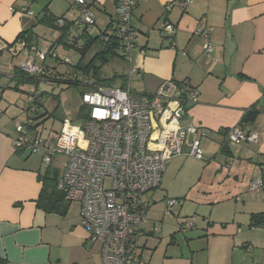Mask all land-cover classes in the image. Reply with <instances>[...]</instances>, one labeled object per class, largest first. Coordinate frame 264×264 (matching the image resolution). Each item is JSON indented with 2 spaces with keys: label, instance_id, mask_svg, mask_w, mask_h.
<instances>
[{
  "label": "crops",
  "instance_id": "crops-1",
  "mask_svg": "<svg viewBox=\"0 0 264 264\" xmlns=\"http://www.w3.org/2000/svg\"><path fill=\"white\" fill-rule=\"evenodd\" d=\"M178 1L183 0H147L132 11L131 25L139 33L132 65L138 69L135 78L141 87L139 91L130 88L137 95H149L162 82L172 80L198 90V103L188 110L183 122L203 133L200 149L205 164L212 161L217 172H232L234 182L228 188L234 190L235 202L248 205L249 228L264 229L250 226L251 215L264 213V184L251 189L257 180L264 183V0H191L185 9L174 5L166 13V7ZM95 10L104 18L96 19L94 12L95 24L90 30L96 28L102 35L115 17L116 0H97ZM77 15L75 0H0V58L5 52L11 56L5 72L0 71V264H102L100 247L80 226L77 204H70L64 216L46 214L36 206L41 174L28 164L24 152H15L12 145L17 127L28 118V93L16 70L32 56V49H37L35 31L44 25L39 21L44 16H63L71 23ZM164 22L174 26L173 40L162 30ZM73 25L68 42L79 46L82 28ZM200 29L210 32L214 48L210 55L203 52L202 39L195 34ZM27 31L34 38L29 43L32 47L17 41ZM58 45L56 40L52 42L43 53L45 59L35 63L44 65L47 58L58 59ZM234 127L254 135L256 141L228 142ZM191 139L189 136L182 155L166 166L160 188L168 172L182 169L192 158L188 156ZM137 254L141 258L139 250Z\"/></svg>",
  "mask_w": 264,
  "mask_h": 264
},
{
  "label": "built area",
  "instance_id": "built-area-1",
  "mask_svg": "<svg viewBox=\"0 0 264 264\" xmlns=\"http://www.w3.org/2000/svg\"><path fill=\"white\" fill-rule=\"evenodd\" d=\"M96 1L75 0L78 15L73 24L76 27L91 29L94 26ZM145 1L116 0L115 17L109 29L121 37L122 55L129 69L125 77L127 85L119 88L98 85L81 95V107L86 113L80 126L84 148L79 146V136L72 132L68 121L63 122L56 140L49 141L36 132L35 120L27 118L17 127L18 137L12 142L15 152L40 153L46 165L57 155L63 157L58 187L64 191L66 201L78 205L80 226L100 247L102 264H141L135 239L139 227L146 221L145 196L160 186L166 166L182 155L189 136L192 139L188 156L204 160L200 149L203 133L183 122L188 110L198 103L196 88L172 80L162 82L149 95H137L130 88L131 79L139 76L138 69L132 65L139 36L131 25L132 11ZM190 3L191 0L178 1L166 10L173 5L185 9ZM67 22L63 16L56 21L60 26ZM162 30L173 40L176 32L173 25L164 22ZM209 33L203 29L195 32L202 39L206 55L214 51ZM101 38L109 41L105 34ZM32 50V56L20 69L28 76L42 78L44 70L35 60L43 61L45 56L35 48ZM40 100L38 93L26 97L30 114L39 111ZM227 140L240 145L254 143L256 137L234 127ZM263 184V180H257L251 184V189L258 190ZM177 204L175 199H168L165 214H172L171 209ZM191 227V222H187L181 231L186 232Z\"/></svg>",
  "mask_w": 264,
  "mask_h": 264
},
{
  "label": "rangeland",
  "instance_id": "rangeland-1",
  "mask_svg": "<svg viewBox=\"0 0 264 264\" xmlns=\"http://www.w3.org/2000/svg\"><path fill=\"white\" fill-rule=\"evenodd\" d=\"M96 7L101 8L99 5ZM94 12L96 19L104 18L99 11ZM35 33L37 50L42 53L48 51L50 44L59 37V30L45 25H40ZM88 34L92 38L99 36L96 28L88 30ZM82 39H79V47L83 43ZM101 47L102 42L98 38L93 42L84 62ZM55 55L58 59L47 58L45 65L56 69V73L62 75L60 78L63 80L73 79L71 68L80 58L78 52L66 50L62 45H58ZM10 59L8 53L2 55L0 64L5 66H0L1 72H5L6 63ZM128 70L125 61L111 56L107 63L101 66L99 78L112 79L105 85L119 88L127 85L125 77ZM119 73L124 77H118ZM49 77L50 81L47 82L34 81L21 85L26 93L38 91L41 94L40 113L35 119L34 128L42 139L55 141L63 122L68 121L71 123L72 132L79 136V146L83 149L85 143L83 132L80 130L79 115L81 95L85 88L81 84L56 83L53 74ZM130 87L136 91L140 90L141 86L135 77L132 78ZM19 104L20 107L23 106L20 100ZM17 137L16 132L14 139ZM23 155L24 158L27 157L31 167L38 169L41 175L44 174L47 166L42 162L40 153L28 155L24 152ZM63 162L61 155L55 156L50 170L57 171L60 175ZM211 162L205 164L204 161L196 162L194 158L188 159L182 169L177 167V171L167 173L160 189L145 196L150 207L146 212V221L141 226L143 232L137 234L135 239L137 250L141 254V264H264V229L249 228L248 216L245 215L248 205L241 201L235 202L232 198L234 190L228 188L234 182L232 172H217L215 164ZM246 191L247 188L245 194ZM227 196L229 201L225 200ZM240 197L241 195L238 199ZM164 198L176 199L178 202L171 209L172 214H165ZM72 205L76 206L73 203ZM187 222H191L192 227L182 232L181 227Z\"/></svg>",
  "mask_w": 264,
  "mask_h": 264
},
{
  "label": "trees",
  "instance_id": "trees-1",
  "mask_svg": "<svg viewBox=\"0 0 264 264\" xmlns=\"http://www.w3.org/2000/svg\"><path fill=\"white\" fill-rule=\"evenodd\" d=\"M58 18V17H57ZM57 18H52L51 16H44L39 23L44 24L49 27H53L57 30H59V37L56 40L57 44L62 45L63 47H66L68 49H73L76 52H78L80 58L79 60L73 65L71 68V74L73 76V79H61L62 75H59L56 73V69L50 68L48 66L41 65L42 69L44 70L43 77H37V76H28L26 75L21 69L16 70L17 78L19 79V82L26 83V82H38V81H50L49 75L53 74V78L56 83H64L66 85H76L81 84L85 91L90 90L98 85H105L109 84L110 80H102L99 78L100 68L103 66V64L107 63L108 59L111 56L118 57L120 59L124 60V57L122 55V44L120 42V36H118L114 31H111L108 29L107 32L103 33L102 35H107L109 37L108 42H104L102 40V35L97 36L96 38H92L88 34L89 28H82L81 34L79 36V39L83 38L82 45L77 46L76 42L69 43L68 42V36H69V30L72 27L73 21L70 23L67 22L63 25H58L56 23ZM74 26V25H73ZM76 29L78 27L74 26ZM133 28V27H132ZM134 29V28H133ZM80 30V29H79ZM135 30V29H134ZM136 31V30H135ZM101 39L102 47L100 50L95 52V54L88 59L86 62H84V59L86 55L89 53V51L92 48V44L97 39ZM34 38H32L31 31H27L25 33H22L18 36L17 41L23 40V43L25 46H30V41L32 42ZM42 62V61H41ZM44 63V62H43ZM42 63V64H43ZM98 63V64H96ZM70 65V64H69ZM120 77H123V74L120 73ZM49 79V80H48ZM34 93H38L41 99V94L38 91L30 92L28 95H32ZM27 95V96H28ZM41 102V100H40ZM38 104V108H40L41 103ZM26 113L28 114V118H32L33 120L37 119L40 109L36 114H30L26 107ZM30 114V117H29ZM249 115V112L246 114V117ZM86 117L85 109L83 107H80V115L79 118L81 121ZM29 155V154H28ZM52 162V161H51ZM50 164L46 165L47 170L44 172L43 175L39 176V181L41 182V189L39 192V195L36 199V206L44 211L46 214H57L60 216H64L67 213L68 207L71 203L66 201L65 194L62 189L58 187L59 180L62 176V172L59 175L57 171L50 170ZM160 188V186L158 187ZM157 188V189H158ZM168 199H166L167 201ZM176 200V199H175ZM147 208L146 211H148L150 204L147 201ZM250 226L254 227H261L264 226V213L259 214H253L251 215L250 219Z\"/></svg>",
  "mask_w": 264,
  "mask_h": 264
},
{
  "label": "water",
  "instance_id": "water-1",
  "mask_svg": "<svg viewBox=\"0 0 264 264\" xmlns=\"http://www.w3.org/2000/svg\"><path fill=\"white\" fill-rule=\"evenodd\" d=\"M173 6H174V5H173ZM173 6H172V7H173ZM172 7H170V9L166 10V13H168V12L171 10Z\"/></svg>",
  "mask_w": 264,
  "mask_h": 264
}]
</instances>
